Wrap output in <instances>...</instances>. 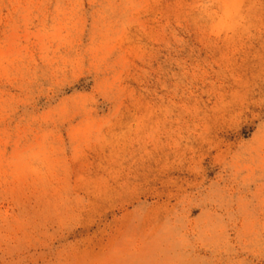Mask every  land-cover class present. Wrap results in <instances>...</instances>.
<instances>
[{
  "label": "rangeland",
  "instance_id": "1",
  "mask_svg": "<svg viewBox=\"0 0 264 264\" xmlns=\"http://www.w3.org/2000/svg\"><path fill=\"white\" fill-rule=\"evenodd\" d=\"M0 264H264V0H0Z\"/></svg>",
  "mask_w": 264,
  "mask_h": 264
}]
</instances>
